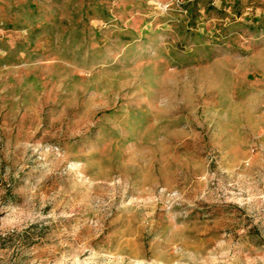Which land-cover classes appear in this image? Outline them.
Returning <instances> with one entry per match:
<instances>
[{"label": "rangeland", "instance_id": "374dc122", "mask_svg": "<svg viewBox=\"0 0 264 264\" xmlns=\"http://www.w3.org/2000/svg\"><path fill=\"white\" fill-rule=\"evenodd\" d=\"M0 264H264V0H0Z\"/></svg>", "mask_w": 264, "mask_h": 264}]
</instances>
